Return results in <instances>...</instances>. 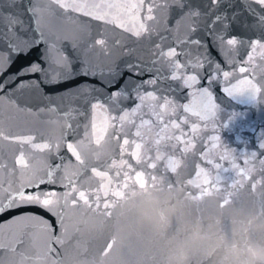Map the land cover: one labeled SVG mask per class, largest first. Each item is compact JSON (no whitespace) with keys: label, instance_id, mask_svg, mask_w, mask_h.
Returning a JSON list of instances; mask_svg holds the SVG:
<instances>
[{"label":"snow or ice","instance_id":"snow-or-ice-1","mask_svg":"<svg viewBox=\"0 0 264 264\" xmlns=\"http://www.w3.org/2000/svg\"><path fill=\"white\" fill-rule=\"evenodd\" d=\"M21 2L0 0V77H3L0 79V114L5 107L19 110L15 99L17 92L38 88L37 81L24 79L32 74H42L43 81L53 85L77 75L98 78L101 88L114 90L102 98L89 99L98 89L82 84L75 93L84 97L91 115V133L86 134L85 139L99 147L111 128L113 138L118 141V150L114 157L106 160L97 155L95 163L98 166H90L81 155L84 139H68L69 132L73 131L68 121L72 113L78 111L71 107L63 112L58 106L47 109L48 113L58 114L64 123L58 136L41 138L42 142H37L33 135L13 134L0 126V146L7 143L19 147L11 167L0 161V214L36 206L53 217L49 220L38 214H19L7 223H0V264H108L115 238L95 251L90 250L84 240L89 233L85 231V221H74L71 213L82 208L86 212L111 216L113 205L108 197L117 195L112 191L113 178H119L121 172L118 169L125 162L124 158H132V149L143 147L145 133L154 129L157 150L183 152L186 143L190 142V149L199 143L201 155L222 144L220 134H207L209 124L213 125V133L217 128L223 129L237 147L235 150L223 148L221 159L245 179L251 178L252 162L264 157V123L257 125L248 118L249 107L264 98V35L244 40L230 33L234 24L245 29L259 28L264 33V0H240V9L229 3V8L235 9L231 13L219 10L224 0H205L203 8L191 0H27L20 8ZM173 9L179 16L177 26L185 21L192 22L188 25L189 34L203 28L204 36L211 41L220 60H213L207 54L182 63L179 57L186 53L178 52L177 47L165 51L156 44V59L150 64L127 62L122 68L105 70L81 60V68L74 71V61L66 53L67 44H71L77 54L81 47L107 49L106 38L92 39L91 44L81 40V34L87 31L91 22L111 25L114 30H122L139 39L150 36L151 25L157 23L160 16L167 17ZM245 13L252 18V23L247 18L240 19ZM80 18L88 20L73 36L59 34L54 24ZM176 43L205 47L202 39H192L190 35ZM41 45L44 47L40 62L24 64L4 76L18 59L27 57ZM245 47L248 51L242 56ZM256 53L259 55H254ZM164 68H167V74ZM237 72L242 78L232 83ZM201 81L205 86L197 87ZM221 81L225 85L221 89L225 98L244 105L243 110L227 111L216 102L212 88ZM184 89L193 90L189 93L192 100L179 104L173 94ZM129 100L134 102L130 109L117 108ZM145 108L149 119L143 118ZM117 110L121 114L113 115L112 112ZM138 116V124L130 119ZM125 124L136 129L131 138L116 130L118 126L124 128ZM253 141L256 142L255 149L248 151ZM25 145L32 152L55 157L58 162L31 165L30 157L24 151ZM17 172L19 178H15ZM26 173L27 178H23ZM86 175L87 179H82ZM93 179L97 181V187L90 186ZM58 188L62 190L58 191Z\"/></svg>","mask_w":264,"mask_h":264},{"label":"water","instance_id":"water-1","mask_svg":"<svg viewBox=\"0 0 264 264\" xmlns=\"http://www.w3.org/2000/svg\"><path fill=\"white\" fill-rule=\"evenodd\" d=\"M26 2L27 0H22L19 7L23 8ZM191 2L203 8L205 0ZM229 3H233L235 9L242 7L240 0H224L219 10L231 13L235 9L229 8ZM12 10L14 9H5ZM24 18L27 19L26 16ZM245 18L252 23V18L246 13L240 17L241 20ZM177 19L179 16L173 9L167 17L160 16L158 22L151 25L153 31L150 36L139 39L122 30H114L111 25L93 21L87 31L81 34V40L91 44L92 39L106 38L107 49L81 47L77 54L73 52L71 44H67L66 53L74 61V71L81 68V60L105 70L122 68L127 62L150 64L156 59V44H160L165 51L169 47H177L178 52L186 53V56L179 57L182 63L186 59L207 54H210L213 60L221 59L217 50L211 47V41L204 36L203 28L189 34L188 25L192 22L185 21L177 26ZM87 20L88 18L65 19L54 24L59 34L73 36ZM230 34L238 35L244 40L257 39L264 35L259 28L245 29L238 24L232 26ZM189 35L192 39H202L205 47L177 45V40ZM116 41L120 43L117 44ZM43 47L41 45L27 57L18 59L4 76L17 71L24 64L40 62ZM247 51L245 47L241 55H246ZM254 55L258 56L259 53ZM167 71V68H164L165 74ZM241 78L242 74L237 72L232 83ZM24 79L35 80L39 86L17 92L15 99L19 110L5 107L0 114V126L5 131L18 135H33L37 137V142H42L41 138L58 136L64 123L58 114L48 113L47 109L50 106H58L63 112L71 107L78 111H74L68 121L73 127L68 139H84L81 155L88 160L89 165L98 166L95 163L97 155L102 160L114 157L118 150V141L113 138L114 132L111 128L107 130L106 138L99 147L89 144L88 139H85L86 134L91 133V115L88 105L84 103V97L75 95L78 86L82 84L93 85L98 89L90 94L89 99L102 98L114 89L101 88L98 78L83 75L55 85L45 83L40 73ZM120 83H123V80ZM203 86V81L197 85ZM224 86L222 81L213 85L216 102L227 111L243 110L244 105H238L235 101L229 102L225 98L221 91ZM192 91L184 89L173 96L179 104L189 103L192 100L189 93ZM133 106L134 102L129 100L117 108L130 109ZM147 112L148 109L145 108L144 119L150 118ZM112 114L121 113L117 110ZM248 118L257 125L264 123V98L258 99L255 106L249 107ZM130 119L139 123V116ZM53 121L58 122L52 123ZM212 127L213 125L209 124L207 134H220L222 144L203 155L200 144L190 149V142L185 144L183 152L166 151L163 148L157 150L156 130L146 132L143 147L132 149V158L125 157V162L118 169L121 175L119 178H113L112 191L117 195L110 194L108 197L113 205L111 216L86 212L82 208L72 211L74 221H85L84 228L89 233L85 235L84 240L88 248L95 251L115 238L116 243L109 253L108 264H264V163H261L264 157L252 162L254 171L250 173V179H245L243 175L238 174V170L224 164L221 159L223 148L236 149L237 145L232 142V137L221 128H217V132L213 133ZM116 130L129 134L131 138V133L136 129L125 124L124 128L118 126ZM255 143L253 141L247 150H254ZM128 147L131 149L132 146ZM24 151L33 166H40L42 162H58L55 157L32 152L27 145L24 146ZM18 153V146L3 143L0 146V161L11 167ZM61 155L64 153L61 152ZM117 164H120L119 160ZM27 176L26 173L23 178ZM19 177L20 173L17 172L15 178ZM82 179H87V175ZM90 186L97 187V181H90ZM19 214H38L53 220L52 215L40 207L28 206L0 214V223H7Z\"/></svg>","mask_w":264,"mask_h":264}]
</instances>
